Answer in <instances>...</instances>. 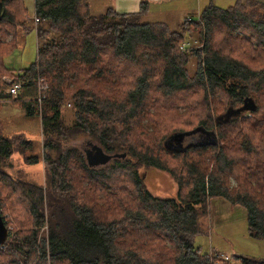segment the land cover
Segmentation results:
<instances>
[{"label": "trees", "instance_id": "16d2710c", "mask_svg": "<svg viewBox=\"0 0 264 264\" xmlns=\"http://www.w3.org/2000/svg\"><path fill=\"white\" fill-rule=\"evenodd\" d=\"M0 2L4 8L0 20L2 77L13 72L5 68L3 60L17 48L14 34L19 28L23 34L31 32L33 19L22 0ZM86 3L34 0V16L40 24L36 33L39 43L35 60L15 74V82L21 83L19 97L4 94L5 85L0 81V102L20 103L26 116H39L45 136L43 161L52 173L50 180L46 177L48 188L18 184L21 197L29 199L32 230L18 238L8 236L1 245L5 248L0 249L1 257L9 260L17 256L21 264H32V257L39 255L42 260L34 264L47 263V258L50 264H226L210 258L194 245L195 237L204 235L198 225L199 217L208 215L203 207L214 198L243 207L248 236L264 241V207L260 204L263 198L254 193V190L264 192V168L256 169L264 164V4L236 0L231 7L220 8L210 3L199 13L197 25L204 44L195 52L198 64L194 78L190 79L185 67L188 55L179 53V45L175 43L180 34L159 23H142L141 17L147 11L144 3L137 13L122 14L107 9L99 16L91 14ZM157 27H164L163 31L158 32ZM7 34L12 35L8 43L3 40ZM214 35L231 44L214 48ZM122 61L141 68L135 84L119 101L115 89L104 91L102 83L115 86ZM37 75L48 86L40 107L36 100ZM93 82H101L96 92L90 90ZM153 82L158 83L154 98L147 95ZM194 87L203 93L200 110L205 113L204 121L188 130L168 128L154 121L160 116L157 107L160 99L167 100L174 93ZM215 95L227 102L219 113H215L218 110ZM245 98L253 100L254 112L238 113ZM64 103L72 104L75 111V121L69 128L61 123L59 111ZM229 110L234 111V116L219 121ZM245 114H250V118L241 122ZM255 116L259 117V139L251 135L252 126H256L252 123ZM143 118L155 127L154 134L141 127ZM72 130L91 137L115 163L111 168L131 178L134 189L131 195L138 207L128 204L117 207L120 203L112 197L95 196L101 189L113 194V189H108L111 183L104 170L88 166L76 151L68 149L61 154L58 142L67 141ZM199 131L207 136L204 143L187 145L182 150L164 147L175 135ZM210 136L213 139L209 142ZM31 149V142L22 135L6 138L0 132V170L14 152ZM53 151L55 159L51 156ZM71 152L80 157L79 169L91 182L90 192L74 183L73 169L66 176ZM238 154L248 157V161L237 166ZM171 155L182 157L179 174L167 159ZM205 155L211 160L209 167L203 165ZM24 161L30 166L39 163V158L30 155ZM142 167L170 174L177 184V198L153 197L138 174ZM237 167L242 172L258 174L253 182L263 189L249 191L246 180L235 171ZM230 177L238 182L234 190L226 184ZM251 180L253 177L248 180L250 185ZM45 226L46 245L38 247L37 235ZM154 232L167 237L171 246L167 247L168 255L158 256L156 250L160 249L150 242H130ZM234 259L239 264H264L251 258L234 256Z\"/></svg>", "mask_w": 264, "mask_h": 264}, {"label": "rangeland", "instance_id": "374dc122", "mask_svg": "<svg viewBox=\"0 0 264 264\" xmlns=\"http://www.w3.org/2000/svg\"><path fill=\"white\" fill-rule=\"evenodd\" d=\"M23 4L27 9V14L30 18L33 19L32 23V31L23 34L22 29L19 28L16 35V49H14L10 54L4 57V66L5 68L12 69L13 72H10V75H3L0 79L2 85L7 86V81L16 79L15 76L22 68L27 67L30 63H32L37 54L36 45L38 42V30L40 29V24L35 22L34 19V0H22ZM137 13V12H136ZM144 16L141 17V20L144 22ZM198 18H194V21H191L190 18H185L184 21L179 23L177 26L175 24V29L180 35L179 39L176 40L179 45V53H183L188 55V63L185 66L188 77L190 79L194 78L196 73V65L198 64V57L195 55V52L198 49H202L204 40L202 31L200 26L197 25ZM37 23V24H36ZM166 23V24H165ZM154 24V23H151ZM169 29L172 32V25L168 22L159 23ZM171 25V26H169ZM162 27V28H164ZM160 27L155 28L158 32L163 31ZM4 30V28H1ZM11 30V28H8ZM6 35V34H4ZM10 35V36H9ZM7 34V36L3 38V40L8 43L12 39L11 34ZM53 35V34H52ZM51 40V39H50ZM212 44L214 48H219V46H225L227 44L226 41H221L220 37L216 38L214 35L212 39ZM2 53H0V60ZM142 56V55H141ZM144 59V56H142ZM137 61H139L137 59ZM140 66H136L132 62L122 61L119 68H117L120 73L118 82L115 84L112 83L110 87L107 84L102 83V87L104 91H109L111 89H115L116 98L121 101L125 95V93L133 87L135 84V78L140 73ZM14 73V74H13ZM16 74V75H15ZM100 83L93 82L91 83L90 90L97 91L100 86ZM155 84L158 83L153 82V86L149 94L150 97L155 96L156 88ZM1 86V84H0ZM4 88L3 93L6 94L7 87ZM21 92V91H20ZM20 94V93H19ZM18 94V95H19ZM17 95V98L19 97ZM16 98V99H17ZM203 93L197 88H191L185 92H177L168 97L167 100L160 99L157 107L160 108V116L154 120L159 124L168 125V128H184L188 130V128L199 125L206 118L205 113L200 109L203 107L202 105ZM15 100V99H11ZM215 104L218 110L215 113L221 112L225 106H227V102H223V98L215 95ZM241 107V106H240ZM73 105L70 103H64L63 107L59 111L61 114V123L64 127L69 128L72 123L75 121V111H73ZM23 108L20 103L15 104L12 102H0V132L2 136L6 138H14L17 135H22L24 139H27L32 144V149L29 152H14L10 156L8 160H6L1 165L0 170V215L1 220H3L5 227L7 228L8 236L11 238L19 237L20 235H26L28 232L32 230L31 227V215L28 210V201L21 197V192L18 189V184L23 183L29 186H34L43 188H48L50 185L49 180L51 174L48 170V165L43 161V132L42 127L40 126L41 120L38 117H28L23 113ZM234 116V111L229 110L219 121L229 120ZM250 114H245L242 119H248ZM210 119V118H209ZM259 117L255 116L252 119V123H256V126H252L251 135L253 138L259 139L261 131L259 129V125L257 126ZM141 122V127L145 129L148 134L155 133V127L150 124L146 118H143ZM178 122H181V125H177ZM211 123V119H210ZM235 129V128H234ZM73 131V130H72ZM71 134V135H70ZM68 134L67 141L59 140L58 145L60 146V150L62 153H65L66 150L76 151L83 159L86 160L87 153H90L89 156L90 161L88 163L91 167L97 171L104 170L105 175L109 178V183H111V187L108 189H113V194H107L102 189L95 194V196H99V194H103L105 196H110L116 203H120L117 205L119 207L121 204H128V207L139 205L132 199L131 193H133L134 189L132 188V180L128 178L124 173L114 170L112 167L114 162L110 161V163L106 165L95 166L101 161V156L97 154L93 148L95 146H99L94 140L91 139L88 135L80 132L73 131ZM238 136V135H237ZM207 139V136L204 132H196V134H187L182 139L178 140H169L165 143L167 149L171 148V150H175V148L181 147V150L187 145L204 143ZM213 138L210 136V140ZM215 139V138H214ZM257 142V141H256ZM254 142V143H256ZM244 143V141L242 142ZM240 143V144H242ZM18 150V149H17ZM210 152V151H209ZM207 152V154L209 153ZM236 153V152H235ZM30 155L37 156L39 158V163L34 165H26L25 157ZM51 156L53 159L56 158V151L51 152ZM235 156V155H233ZM207 155H205L203 159V165L206 167L211 166V160L207 159ZM79 158L75 152H71L69 154L67 167L69 170L66 172V176L72 171L74 172V183L80 189L85 190L86 192H90L92 187L88 186L91 183L86 177H84L83 172L79 169ZM170 161L171 167H176V173L179 174V169L181 166L182 157H178L175 155H171V157H167ZM237 166H240L242 163L248 161V157L243 154H238L237 156ZM264 161V160H263ZM251 164V163H250ZM264 168V164L261 165L260 168L256 169L261 170ZM242 168L237 167L236 172L241 179L246 180L248 190L252 189H263L262 186L253 182L259 175L253 174L251 172H242ZM249 169H252L249 166ZM138 174L141 176V180L143 183V187L155 198L158 199H175L177 198L178 188L177 184L174 182L172 176L170 174L160 171L155 168H139ZM49 180L47 181V178ZM235 178V176H233ZM253 177L251 180V185L248 184L249 178ZM107 178V179H108ZM230 177L227 181V187L230 190H234L238 184L237 180ZM68 179V177H66ZM106 179V180H107ZM237 183V184H236ZM93 185V182H92ZM88 186V187H87ZM76 188V189H79ZM25 190V189H21ZM33 190V189H32ZM186 191V189H185ZM28 192V191H27ZM111 192V191H110ZM29 193V192H28ZM256 196L262 197L263 200L260 202L261 206L264 207V192H259L254 190ZM46 196H44L45 198ZM62 199V197H60ZM43 206H45L43 204ZM206 211H208V215L200 216L198 219L200 230L204 233L202 236L195 237L194 245L200 247L203 253H208L210 258H216L221 262L226 264H239L234 263V256L251 258L257 261L264 262V241L258 240L248 236L247 233V223H246V212L243 210L244 208L236 205H230L226 200L221 198H214L207 202V207H203ZM205 211V213H206ZM48 227L45 226L44 229L39 230L37 235V246L42 247L45 246L47 241ZM150 235H141V238H132L130 242L135 241V243H148L150 242L153 247L160 249L159 255L163 257V254L168 255L167 249L170 248V242L168 241L165 234L160 233H149ZM7 236V237H8ZM125 238H130L126 236ZM124 238V239H125ZM166 247V248H165ZM168 247V248H167ZM5 249V248H4ZM1 250V251H4ZM2 255V254H1ZM0 255V264H21V258L15 256L10 258L9 260L5 259L6 257H1ZM39 255V254H38ZM39 255L33 258V263H37L41 261L42 258ZM47 263H39V264H50L49 259L47 258Z\"/></svg>", "mask_w": 264, "mask_h": 264}, {"label": "crops", "instance_id": "0c3cea01", "mask_svg": "<svg viewBox=\"0 0 264 264\" xmlns=\"http://www.w3.org/2000/svg\"><path fill=\"white\" fill-rule=\"evenodd\" d=\"M89 12L93 15L103 14L107 9H113L117 13L128 14L139 12L144 3L146 14L142 23H164L168 22L173 29L185 18L194 21L200 12L210 3L220 7H231L236 0H85ZM244 2L245 0H241ZM264 4V0H255ZM166 24V23H165ZM176 24V26H175ZM169 25V26H171Z\"/></svg>", "mask_w": 264, "mask_h": 264}, {"label": "water", "instance_id": "95a60500", "mask_svg": "<svg viewBox=\"0 0 264 264\" xmlns=\"http://www.w3.org/2000/svg\"><path fill=\"white\" fill-rule=\"evenodd\" d=\"M3 13H4V8H3V5L2 3L0 2V20L3 16ZM241 107L238 109V113H243V112H254L255 111V104H253V100L251 98H245L243 100V103H241ZM187 134H191V133H186V134H178V135H175L174 137L170 138V139H175V140H178V139H182L184 138V136H186ZM215 140V139H214ZM93 150H95L97 152V154L99 156H101V161L100 162H97L98 164L95 165V166H100V165H105L106 163H109V161L111 160V157L106 155L102 150L101 148L95 146V148H93ZM91 154L90 153H87V156H86V160L89 162L90 161V156ZM86 161V162H87ZM88 164V163H87ZM88 166L90 167H94V166H91L88 164ZM1 215H0V246L3 245L5 242H6V239H7V236H8V230L7 228L5 227L4 225V222L3 220H1Z\"/></svg>", "mask_w": 264, "mask_h": 264}, {"label": "built area", "instance_id": "2783aa9c", "mask_svg": "<svg viewBox=\"0 0 264 264\" xmlns=\"http://www.w3.org/2000/svg\"><path fill=\"white\" fill-rule=\"evenodd\" d=\"M35 22H37L36 19H34ZM7 89H6V93L9 95V97L11 96L12 98H15L18 93L20 92V89H21V83L19 82H15L14 79L12 80H8L7 81ZM47 84L45 82H43L41 80V78L37 75V79H36V86L38 88V98L37 99V103H38V107H40L42 101L44 100L45 98V94L47 93L48 91V86H46ZM3 246H0V249H4V247L2 248Z\"/></svg>", "mask_w": 264, "mask_h": 264}, {"label": "bare ground", "instance_id": "6f19581e", "mask_svg": "<svg viewBox=\"0 0 264 264\" xmlns=\"http://www.w3.org/2000/svg\"><path fill=\"white\" fill-rule=\"evenodd\" d=\"M41 80L43 81V82H45L42 78H41ZM46 83V82H45ZM36 91H37V98H38V88H37V86H36ZM37 100V99H36Z\"/></svg>", "mask_w": 264, "mask_h": 264}]
</instances>
